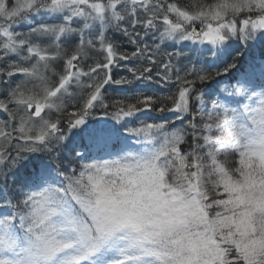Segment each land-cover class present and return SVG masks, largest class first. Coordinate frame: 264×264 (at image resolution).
<instances>
[{
    "label": "snow or ice",
    "instance_id": "6c2138e0",
    "mask_svg": "<svg viewBox=\"0 0 264 264\" xmlns=\"http://www.w3.org/2000/svg\"><path fill=\"white\" fill-rule=\"evenodd\" d=\"M0 264H264V0H0Z\"/></svg>",
    "mask_w": 264,
    "mask_h": 264
},
{
    "label": "trees",
    "instance_id": "16d2710c",
    "mask_svg": "<svg viewBox=\"0 0 264 264\" xmlns=\"http://www.w3.org/2000/svg\"><path fill=\"white\" fill-rule=\"evenodd\" d=\"M166 91V90H165Z\"/></svg>",
    "mask_w": 264,
    "mask_h": 264
}]
</instances>
